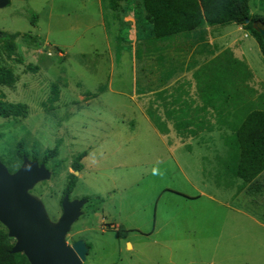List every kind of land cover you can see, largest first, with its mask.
Segmentation results:
<instances>
[{
	"label": "rangeland",
	"instance_id": "1",
	"mask_svg": "<svg viewBox=\"0 0 264 264\" xmlns=\"http://www.w3.org/2000/svg\"><path fill=\"white\" fill-rule=\"evenodd\" d=\"M138 1L101 0L103 28L95 25L97 0H9L0 8V66L17 77L12 86L0 84V92L6 101L28 107L26 117H0V160L11 173L19 168L14 153L19 140L28 159L33 150L38 153L39 163L46 149L57 150L45 164L50 178L27 190L54 223L73 159L86 153L68 195L86 202L65 236L68 245L86 242L83 264H264V172L245 184L234 174L232 156L233 125L248 111L264 109L259 101H264V55L241 26L211 27L214 50L221 52L218 64L233 53L253 74L243 100L225 95L215 83L213 91L229 105H214V117L207 103L197 108L207 128L212 126L198 135L170 121L164 126L156 112L147 122L128 95L107 91L132 92L144 85V73L157 71L158 50L146 40L149 24L136 11ZM249 6L264 16V0H249ZM126 7L135 8L137 21L142 18L136 47L121 20L123 10L134 13ZM15 33H20L16 50L8 57L1 37ZM28 64L38 70H28ZM53 83L57 102L50 97ZM227 107L235 112L223 111Z\"/></svg>",
	"mask_w": 264,
	"mask_h": 264
},
{
	"label": "trees",
	"instance_id": "2",
	"mask_svg": "<svg viewBox=\"0 0 264 264\" xmlns=\"http://www.w3.org/2000/svg\"><path fill=\"white\" fill-rule=\"evenodd\" d=\"M139 5L140 13L144 14V18L149 24V35L154 39H168L177 34L194 32L206 25L215 26L233 22L251 33L264 55L262 37L253 28V22L257 20L264 23V16L251 13L249 0H139ZM135 14L137 15V13ZM136 22L140 26L141 19L136 20ZM19 35L20 33H15L8 37H1L2 46L8 57H11L15 52L14 40ZM22 36L34 43L37 42L33 36L28 34H22ZM16 61L20 62V59ZM26 68L32 72L38 70V66L31 64H28ZM232 69L230 68L229 71ZM251 75L248 66L241 61V83L245 84ZM16 81L17 77L10 68L0 66L1 85L12 86ZM58 92L57 85L53 83L50 93L53 102L58 101ZM243 92L246 94L247 91H241V101L243 100ZM259 101L260 105L264 106V101ZM27 112L26 104L8 102L5 99V94L0 92V117H26ZM233 127L234 141L232 146L236 149L235 153L232 154L236 162L233 166L234 174L245 184L253 183L264 172V109L248 111L242 118L238 119V126L234 124ZM14 153L18 161L17 166H20L23 158L29 154L22 140L15 143ZM32 154L33 160L36 159L38 153L33 150ZM84 155L85 152H81L73 159L71 164L73 172L82 170L81 159ZM56 156V149H46L41 162L46 164L48 160ZM73 172L68 174V182L63 189V195H69L75 187L77 176ZM14 243L15 240L8 236L7 229L0 223V264H30L22 252H11Z\"/></svg>",
	"mask_w": 264,
	"mask_h": 264
},
{
	"label": "crops",
	"instance_id": "3",
	"mask_svg": "<svg viewBox=\"0 0 264 264\" xmlns=\"http://www.w3.org/2000/svg\"><path fill=\"white\" fill-rule=\"evenodd\" d=\"M97 1L99 4V17L95 25L103 28L105 27V21L102 15L101 0ZM125 3L127 6H134L135 4L132 2ZM135 8L140 13L139 1L135 4ZM135 8H125L126 12L133 10V14L130 12L125 13L124 10L121 14L122 22L125 27H128V39L133 47L134 45L136 47L140 39L137 32L139 26L135 19ZM142 18H144V14ZM211 27L213 26L206 25L194 32L177 34L168 39L147 38V42H151L158 50L157 71L144 73L141 77L144 85L140 88L135 85L132 92L113 89L112 87L107 88V91L128 95L135 107L137 106L144 113L147 122L156 112L159 113L164 126H171L168 123L170 121L173 122V126L188 128L186 132L191 136L202 133L208 129V126L196 109H206L205 103H207L209 105L207 110H209L211 117H214L212 113L215 109L214 105L218 104V109H220L222 102L229 105L228 99H222L223 94L222 98L219 97L220 95L215 94L213 85L216 83L217 86L223 88L226 92L225 95H239L240 99L241 91L246 88V85L241 83V63L236 61L233 53L232 56L224 57L222 62L218 64L221 52L214 50V38L209 33ZM238 29H240L239 26ZM116 40L125 41L119 35L116 36ZM232 58L235 59L236 63ZM133 63L135 64L134 61ZM230 68H233L232 71H229ZM215 77H218V81H214ZM232 81L233 83H231ZM240 88L241 90H239ZM103 91V88L100 89V94ZM80 98L87 99L84 96H80ZM235 109L234 107L229 110V107H227L223 111H230L229 113H231L235 112ZM237 109L238 112H241V105ZM211 128L212 126L208 130H211ZM85 156L86 153L81 159V163ZM235 210L241 213V208ZM262 225L264 226V224Z\"/></svg>",
	"mask_w": 264,
	"mask_h": 264
},
{
	"label": "water",
	"instance_id": "4",
	"mask_svg": "<svg viewBox=\"0 0 264 264\" xmlns=\"http://www.w3.org/2000/svg\"><path fill=\"white\" fill-rule=\"evenodd\" d=\"M8 3L9 0H0V8ZM253 28L264 44V23L257 20ZM50 176L44 163L27 157L12 173L0 160V223L15 240L11 252H22L30 264H83L89 250L86 242L80 239L68 245L65 236L82 214L86 201L70 200L65 194L61 200L62 213L52 223L41 202L28 195L29 188Z\"/></svg>",
	"mask_w": 264,
	"mask_h": 264
},
{
	"label": "built area",
	"instance_id": "5",
	"mask_svg": "<svg viewBox=\"0 0 264 264\" xmlns=\"http://www.w3.org/2000/svg\"><path fill=\"white\" fill-rule=\"evenodd\" d=\"M47 55H48V56H51L52 53L49 51V52H47ZM59 56H62V54H59Z\"/></svg>",
	"mask_w": 264,
	"mask_h": 264
}]
</instances>
